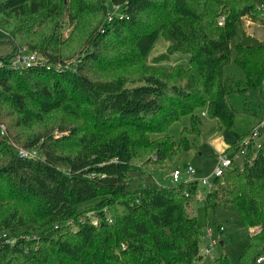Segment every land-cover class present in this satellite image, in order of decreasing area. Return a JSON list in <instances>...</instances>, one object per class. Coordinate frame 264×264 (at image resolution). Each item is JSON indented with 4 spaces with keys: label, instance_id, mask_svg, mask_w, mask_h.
<instances>
[{
    "label": "trees",
    "instance_id": "1",
    "mask_svg": "<svg viewBox=\"0 0 264 264\" xmlns=\"http://www.w3.org/2000/svg\"><path fill=\"white\" fill-rule=\"evenodd\" d=\"M249 1L0 0V42L45 61L15 70L12 56L0 60V264L202 261V229L188 213L197 181L130 192L129 179L192 148L186 132L178 142L166 133L180 118L190 117L195 136L200 110L232 127L223 78L231 61L245 77L236 92H261L264 42L243 31L232 46L243 19L258 21ZM159 35L168 57L189 55L187 66H157L165 55L156 68L144 64ZM248 135L227 145L232 168L204 197L206 209L235 207L249 235L238 264L264 256V140L255 156L244 146V166L234 167ZM210 264L230 262L220 255Z\"/></svg>",
    "mask_w": 264,
    "mask_h": 264
},
{
    "label": "rangeland",
    "instance_id": "2",
    "mask_svg": "<svg viewBox=\"0 0 264 264\" xmlns=\"http://www.w3.org/2000/svg\"><path fill=\"white\" fill-rule=\"evenodd\" d=\"M248 3L254 5L258 21L252 22L248 19H243L242 27H238L236 37L232 41V46L240 42L243 31L264 42L263 5L256 0H250ZM110 11V16H112L111 14L118 15L117 8ZM69 31H71V26H68L66 22L63 29V36L67 37ZM168 45L169 43L165 37L159 35L147 54L144 64L156 68V59L165 55L166 60L161 61L157 66L167 70L172 69L175 65L187 66L189 55L176 52L168 57L166 54ZM23 49L25 50L26 48L21 47L18 50ZM25 51L29 50L27 49ZM14 53L10 43L0 42V60L13 56ZM233 56L234 51L232 52V57ZM74 60H76V58L67 60L66 63L72 64ZM223 78L229 90L227 98L228 103L234 110L232 127L227 128L222 126L219 128L217 121L210 119L205 110H200L196 112V115L201 119L200 132L199 135L195 136L188 133L190 128V117L184 116L180 118L170 125L166 133L172 140L178 142L182 132H186V137L192 148L188 152L178 155L174 160L169 161L164 167L154 168L150 176H143L139 173L131 174L128 190L130 192H136L151 185H160L164 187L175 186L177 183H174L171 178V174L174 171H178L181 174L178 183L196 180L197 190L195 199L190 203L188 213L198 220L203 236L207 228H210L212 235L215 236L218 232V226L222 227L223 232L220 236V240L211 255L213 258L226 255L230 264H238V259L249 241V235L238 221L237 211L233 205L206 209L204 197L208 188L201 184V180L208 179L212 181L214 179L213 173L227 145L237 142L236 135L245 136L253 131L258 118L264 116V105L262 102L263 95H261L259 90H253L245 94L236 92V89H243L245 87V77L243 71L233 61L224 67ZM58 120V115L54 116L52 119L54 122ZM5 126V123H0V130L3 132L0 134L1 138L5 137L7 134L5 132ZM156 137L158 136L156 135ZM11 145L17 149L15 144ZM244 160V153L239 152L234 158V167L237 170H241L244 166ZM188 168L194 171L193 176L190 178L187 174H182V172L186 171ZM220 242L222 245H220ZM205 243L208 245L209 241L202 237L200 246L203 248ZM202 261L203 263L210 264L212 260L208 257H204ZM202 261H195L193 264H201Z\"/></svg>",
    "mask_w": 264,
    "mask_h": 264
},
{
    "label": "built area",
    "instance_id": "3",
    "mask_svg": "<svg viewBox=\"0 0 264 264\" xmlns=\"http://www.w3.org/2000/svg\"><path fill=\"white\" fill-rule=\"evenodd\" d=\"M219 25H222V21L219 22ZM26 50V49H25ZM23 50H18L14 53V55L10 58L9 60V67L15 70H20V69H25V68H31L33 66H39V65H44L45 61L44 59L39 56L38 54H35L33 52L25 51ZM261 94L263 95L262 102L264 105V77L262 79V84H261ZM264 129V116L258 118L257 123L255 125V128L253 131L248 135L247 138L243 140V150L241 152H244V146H248L250 143L253 144V149L255 150V154L257 153V149H259V146L261 145V142L264 140V137L262 135L260 136V130ZM19 155L23 158H34L36 157L35 152H29V151H24L21 150L19 151ZM231 160L227 158L226 156H221V159L219 161V164L217 168L215 169L213 176L214 178L220 177L221 175L224 174V172L229 171L231 167ZM182 174H187V176L190 178L193 176L194 171L190 168H188L184 173ZM180 172L174 171L172 173V178L174 182H178L180 179ZM212 181H209L208 179L201 180V184L203 186H207L208 190L211 189L212 187ZM223 230L221 226H218V232L215 236L212 235V231L210 228H207L205 235L203 236V239H208L209 244L207 245L205 243L204 247L202 248L200 246V256L202 258L208 257L210 260H213L214 258L212 257L211 253L218 244L220 240V236L222 234ZM256 264H261L264 262V256H259L255 260Z\"/></svg>",
    "mask_w": 264,
    "mask_h": 264
},
{
    "label": "water",
    "instance_id": "4",
    "mask_svg": "<svg viewBox=\"0 0 264 264\" xmlns=\"http://www.w3.org/2000/svg\"><path fill=\"white\" fill-rule=\"evenodd\" d=\"M182 173H184V172H182ZM220 245H222V243L220 242Z\"/></svg>",
    "mask_w": 264,
    "mask_h": 264
}]
</instances>
